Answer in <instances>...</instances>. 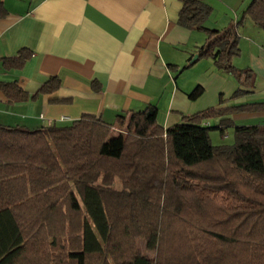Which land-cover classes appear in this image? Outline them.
Returning a JSON list of instances; mask_svg holds the SVG:
<instances>
[{
	"label": "trees",
	"instance_id": "1",
	"mask_svg": "<svg viewBox=\"0 0 264 264\" xmlns=\"http://www.w3.org/2000/svg\"><path fill=\"white\" fill-rule=\"evenodd\" d=\"M180 2L178 23L203 28L211 6ZM242 13L264 31V0ZM237 23L209 30L193 55L235 79L231 99L253 88L252 71L232 63ZM58 85L49 78L39 92ZM0 89L8 99L27 95L15 82ZM252 111L264 102L212 107L163 128L151 106L118 117L125 135L93 115L38 129L0 125V264H237L240 250L264 264V124L225 118ZM228 127L234 143L213 145L210 131Z\"/></svg>",
	"mask_w": 264,
	"mask_h": 264
},
{
	"label": "crops",
	"instance_id": "2",
	"mask_svg": "<svg viewBox=\"0 0 264 264\" xmlns=\"http://www.w3.org/2000/svg\"><path fill=\"white\" fill-rule=\"evenodd\" d=\"M204 1L211 10L203 28L188 29L178 23L180 0H0V83L15 82L27 94L8 99L0 89V125L38 129L93 115L120 135L119 116L151 106L167 128L212 107L264 102V41L259 28L242 19L250 0ZM233 23L239 51L250 61L243 66L236 55L232 63L252 71L253 88L231 99L235 79L210 56L192 57L209 30ZM24 53L29 56L19 65ZM52 77L58 88L39 92ZM196 87L201 95L189 99ZM227 117L264 124V111Z\"/></svg>",
	"mask_w": 264,
	"mask_h": 264
},
{
	"label": "rangeland",
	"instance_id": "3",
	"mask_svg": "<svg viewBox=\"0 0 264 264\" xmlns=\"http://www.w3.org/2000/svg\"><path fill=\"white\" fill-rule=\"evenodd\" d=\"M258 32H259V36L260 37H262V41H264V31H262L261 29H259L258 30ZM239 35V34H238ZM241 48V47H240ZM240 52V55L238 56L237 55V57L238 58H240V61H243L242 62V65L244 66L245 64V62H248V61H250L249 60V58L248 57H246V53H245V51L244 52H242V54L243 55H241V50L239 51ZM241 56V57H240ZM235 66V65H234ZM235 67H237V66H235ZM239 69H240V67H238ZM247 123H250V122H247ZM122 131L123 132H121L120 134H122V135H125V128L123 127V129H122ZM113 133H112V135H114V134H116V133H118V135H119V132H117V131H112ZM117 135V134H116ZM210 136H211V143L213 144V145H221V144H225V145H232L233 143H234V133H233V128L232 127H228V128H226L225 130H224V132L223 133H221L219 130H211L210 131ZM115 187H118L119 186V184H118V182H115ZM255 196V195H254ZM212 199V198H211ZM213 202H215V201H213ZM197 212L195 213V214H198V210H196ZM203 221H206V220H202V221H198V222H203ZM138 247L139 248H141V249H143L144 248V243H143V241L142 240H138ZM214 244H216V242L215 241H211V245H209L208 243H207V246L209 247V249L210 248H212V246H214V248L215 247H217L218 248V250H221L220 252H221V254H219V256L221 255H230V250L228 249V247H224L223 249H222V245H214ZM149 254H151L150 252H149ZM212 254H214V253H212ZM229 257V256H228ZM249 256H246V252H245V254H244V252L243 253H241V250L238 252V258H236V260H237V264H251L248 260H247V258H248ZM218 261H220V264H222L221 263V261L222 260H219L218 259ZM225 264V263H224ZM227 264H231L229 261H227Z\"/></svg>",
	"mask_w": 264,
	"mask_h": 264
},
{
	"label": "water",
	"instance_id": "4",
	"mask_svg": "<svg viewBox=\"0 0 264 264\" xmlns=\"http://www.w3.org/2000/svg\"><path fill=\"white\" fill-rule=\"evenodd\" d=\"M196 58V56L193 57V60Z\"/></svg>",
	"mask_w": 264,
	"mask_h": 264
}]
</instances>
